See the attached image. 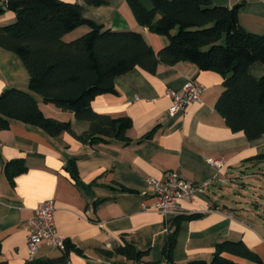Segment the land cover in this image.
Here are the masks:
<instances>
[{
  "label": "crops",
  "instance_id": "crops-1",
  "mask_svg": "<svg viewBox=\"0 0 264 264\" xmlns=\"http://www.w3.org/2000/svg\"><path fill=\"white\" fill-rule=\"evenodd\" d=\"M65 1L79 4L83 18L104 28L141 32L154 52L168 42L166 36L139 25L126 0H103L90 6L84 0ZM212 1L215 5L237 6L239 24L252 33H264V0ZM3 2L0 0V26L15 20V13ZM142 2L151 7L149 0ZM86 30L88 27L81 25L64 39H74ZM248 72L260 77L264 64L256 61ZM194 78L204 89L200 99L187 104L176 116H168L171 103L166 90L180 91ZM113 80L116 92L95 96L90 106L111 118L131 119V127L121 140L109 137L95 143L89 136L76 138L86 133L89 122L75 119L72 111L43 102L39 96H35L39 109L56 120H68L70 133L61 131L50 136L17 120L0 130V261L24 264L29 260L26 221L38 202L52 199L53 221L59 234L80 249L70 250L64 264L132 263L119 253L101 252L125 242L146 250L143 262L164 263L166 240L177 216L145 210L141 204H149L152 197L146 179H160L178 169L196 183L209 184L193 200L181 202L185 209L182 215H201L179 222L170 253L174 264L208 260L216 244L227 239H242L264 264V159H254L264 153V134L249 140L242 131L232 132L215 110L223 77L180 60L168 65L158 63L154 73L135 66ZM28 82L29 74L18 55L0 47V94L8 87L27 89ZM18 158L24 160L26 168L10 180L5 163ZM72 161L76 179L69 170ZM252 182L259 186L263 183V192L248 207L241 198L249 188L256 187ZM202 209L211 211L202 213ZM37 247V260L55 258L63 252L44 243Z\"/></svg>",
  "mask_w": 264,
  "mask_h": 264
},
{
  "label": "trees",
  "instance_id": "trees-1",
  "mask_svg": "<svg viewBox=\"0 0 264 264\" xmlns=\"http://www.w3.org/2000/svg\"><path fill=\"white\" fill-rule=\"evenodd\" d=\"M98 5L103 0H84ZM133 17L141 26L167 37V44L152 49L137 30H110L83 18L81 6L65 0H5V8L15 13V20L0 26V47L16 53L29 74L27 89L8 87L0 94V130L11 120L38 127L44 134L58 135L72 131L68 120L46 116L35 96L57 108L72 111L75 119L88 121L86 133L75 135L92 142L109 137L124 138L131 127L129 117L111 118L97 113L91 102L95 96L115 93L114 80L135 66L154 73L158 63L174 64L180 60L194 63L201 70H212L223 77L215 110L232 132L242 131L249 140L264 134V74L255 78L248 68L256 61L264 64V33H252L238 22L237 6L214 4L212 0H126ZM85 25L88 30L78 37L64 36ZM148 133L147 135H150ZM146 135V136H147ZM254 159H264V153ZM71 174H77L73 161ZM26 168L24 160L5 163L9 179ZM264 216V206L262 208ZM201 213L177 215L164 249L165 264H174L171 250L182 219L200 217ZM65 249L55 258L31 259L24 264H64L70 250L80 252L68 239ZM105 255L119 253L132 264H140L146 250L125 242ZM242 258L246 262L235 258ZM0 264H9L0 261ZM143 264H154L145 261ZM183 264H263L259 254L242 239L216 244L212 257L192 259Z\"/></svg>",
  "mask_w": 264,
  "mask_h": 264
},
{
  "label": "built area",
  "instance_id": "built-area-1",
  "mask_svg": "<svg viewBox=\"0 0 264 264\" xmlns=\"http://www.w3.org/2000/svg\"><path fill=\"white\" fill-rule=\"evenodd\" d=\"M203 86L197 79L188 80L180 91L167 89L166 95L170 98V107L168 116H176L181 113L187 104L198 101L203 92ZM211 164L220 166L218 161L210 160ZM147 180L152 188V197L150 203H142L145 210H153L163 214L182 215L185 209L181 202L191 201L205 188L209 182L196 183L189 178L184 177L178 169H172L164 174L160 179L150 177ZM54 201L47 199L40 201L32 209L31 216L26 221L28 223V232L26 234V248L28 250L29 260L34 259L37 246L40 244H49L57 247L61 251L65 249V238L59 234L54 220L55 211ZM202 213L211 211L202 209ZM127 264V263H123ZM132 264V263H128ZM165 264V262H161Z\"/></svg>",
  "mask_w": 264,
  "mask_h": 264
},
{
  "label": "rangeland",
  "instance_id": "rangeland-1",
  "mask_svg": "<svg viewBox=\"0 0 264 264\" xmlns=\"http://www.w3.org/2000/svg\"><path fill=\"white\" fill-rule=\"evenodd\" d=\"M79 35H81V34H79ZM77 37V36H76ZM245 181V180H244ZM247 181V180H246ZM245 181V182H246ZM249 181V180H248ZM247 181V182H248ZM252 184L253 185H256V187L255 188H253V186H252V189H250L249 188V190H247L245 193H243L245 196H244V199H242L241 198V201H243L244 202V205H246V206H253V198H256V199H258V198H260V195L259 194H262V184L263 183H259L261 186H259V185H257L255 182L253 183L252 182ZM264 186V185H263ZM242 189H244V188H242ZM237 190V189H236ZM235 190V191H236ZM247 195H248V197H247Z\"/></svg>",
  "mask_w": 264,
  "mask_h": 264
},
{
  "label": "water",
  "instance_id": "water-1",
  "mask_svg": "<svg viewBox=\"0 0 264 264\" xmlns=\"http://www.w3.org/2000/svg\"><path fill=\"white\" fill-rule=\"evenodd\" d=\"M2 4L5 5V2H3Z\"/></svg>",
  "mask_w": 264,
  "mask_h": 264
}]
</instances>
